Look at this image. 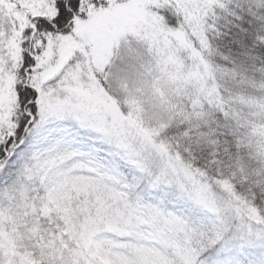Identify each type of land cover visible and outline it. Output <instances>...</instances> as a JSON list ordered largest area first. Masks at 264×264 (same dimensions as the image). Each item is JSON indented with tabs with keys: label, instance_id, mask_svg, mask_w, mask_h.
<instances>
[{
	"label": "snow or ice",
	"instance_id": "6c2138e0",
	"mask_svg": "<svg viewBox=\"0 0 264 264\" xmlns=\"http://www.w3.org/2000/svg\"><path fill=\"white\" fill-rule=\"evenodd\" d=\"M127 4L0 0V264H264V215L209 207V185L102 103L110 51L130 32L100 26ZM223 9L205 0L197 48ZM160 13L173 29L185 19ZM250 179L259 191L264 169ZM170 195L208 214L210 244L178 231Z\"/></svg>",
	"mask_w": 264,
	"mask_h": 264
},
{
	"label": "trees",
	"instance_id": "16d2710c",
	"mask_svg": "<svg viewBox=\"0 0 264 264\" xmlns=\"http://www.w3.org/2000/svg\"><path fill=\"white\" fill-rule=\"evenodd\" d=\"M216 2L224 9L217 11L207 25L212 39L201 48L193 43V36L206 39L202 13L205 0H191L189 5L184 0H156V6L148 7L165 34H186V42L197 57L195 61L202 62L208 71L216 102L209 104L181 87L172 93L162 118L164 127L151 126L150 131H144L153 133L156 143L164 144L169 155L216 193L215 199L208 201L209 207L230 201L234 207L244 209L245 216L247 209L264 215V187L253 191L260 182L250 179L264 169V48L258 43L264 42V0ZM161 9L183 16L184 22L178 20V27L170 28ZM145 46V42L129 37L115 48L108 61L111 79L103 90L131 120L137 116L135 107L141 108L138 90L147 92L144 86L149 79L150 59ZM124 48L127 53L122 51ZM125 78L129 83L123 88ZM225 111L229 113L227 118L222 115ZM169 199L173 201L169 210L181 218L177 227L185 239L192 245H199L201 240L210 244L208 214L191 202L172 195ZM149 264L154 262L150 259Z\"/></svg>",
	"mask_w": 264,
	"mask_h": 264
},
{
	"label": "rangeland",
	"instance_id": "374dc122",
	"mask_svg": "<svg viewBox=\"0 0 264 264\" xmlns=\"http://www.w3.org/2000/svg\"><path fill=\"white\" fill-rule=\"evenodd\" d=\"M184 1L189 5L191 0ZM155 4L156 0H128L127 5L116 14L105 18L100 26L103 31L128 30L130 32L126 39L118 41L115 48L129 37L143 42H145V38H148L145 48L150 59L147 71L149 79L144 86L147 92L142 93L138 90L139 103H136H141V108L138 107L137 110V106L135 107L136 119L131 120L125 117L116 102L101 89L104 97L102 103L110 105L121 113L129 127L142 132L150 131L151 126L159 129L164 127L162 118L168 111L172 93L181 87L188 88L197 96L196 98L202 101L212 105L216 102L213 90L209 85L208 71L202 62L195 61L197 57L186 42V34L184 32H176L173 36L165 34L159 28V19L150 15L148 7L156 6L157 4ZM137 29L141 31H136ZM150 47L153 49L151 52L149 51ZM115 48L110 51L109 60ZM122 51L127 53L128 49L124 48ZM123 82L126 83L123 88L128 87V79L125 78Z\"/></svg>",
	"mask_w": 264,
	"mask_h": 264
}]
</instances>
